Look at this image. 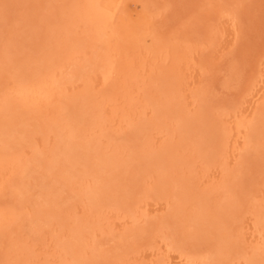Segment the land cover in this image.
Masks as SVG:
<instances>
[{
	"label": "rangeland",
	"instance_id": "374dc122",
	"mask_svg": "<svg viewBox=\"0 0 264 264\" xmlns=\"http://www.w3.org/2000/svg\"><path fill=\"white\" fill-rule=\"evenodd\" d=\"M0 264H264V0H0Z\"/></svg>",
	"mask_w": 264,
	"mask_h": 264
},
{
	"label": "bare ground",
	"instance_id": "6f19581e",
	"mask_svg": "<svg viewBox=\"0 0 264 264\" xmlns=\"http://www.w3.org/2000/svg\"><path fill=\"white\" fill-rule=\"evenodd\" d=\"M95 1H97V0H95ZM119 1H120V0H119ZM98 9H99V8H98ZM102 10H103V9H101V12L104 13L105 11H102ZM104 10H106V9H104ZM95 11H96V10H95ZM92 12H94V11H92ZM107 13H109V12H107ZM113 13H114V12H113ZM92 14H93V13H92ZM97 14H98V13H97ZM112 15H113V14H112ZM101 16H102V15L100 14L99 17H101ZM111 17H112V16H111ZM99 19H100V18H99ZM23 86H24V85H23ZM23 86H22V87H23ZM26 86L29 87V85H26ZM26 86H25V87H26ZM32 86H33V85H32ZM20 87H21V86H20ZM27 87H26V88H27ZM30 87H31V86H30ZM30 87L27 88V90H29ZM32 91H33V88H32ZM46 91H47V90H46ZM28 92H31V90L28 91ZM28 92H27V93H28ZM41 92H42V91H41ZM48 92H49V91H48ZM24 93H26V90H25V92H23V95H24ZM35 93H36V92H35ZM21 94H22V93H21ZM28 94H29V93H28ZM48 94H49V93H48ZM29 95H30V97L32 96L31 94H29ZM39 95H41V94H39ZM30 97H28V99H29ZM33 98H34V97H33ZM31 100H33V99H31Z\"/></svg>",
	"mask_w": 264,
	"mask_h": 264
}]
</instances>
